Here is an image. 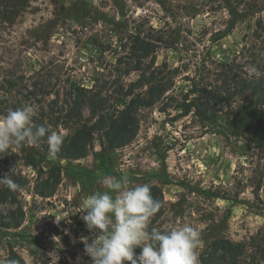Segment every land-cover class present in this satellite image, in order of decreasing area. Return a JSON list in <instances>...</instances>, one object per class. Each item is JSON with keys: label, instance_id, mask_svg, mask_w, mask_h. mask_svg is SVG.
<instances>
[{"label": "rangeland", "instance_id": "1", "mask_svg": "<svg viewBox=\"0 0 264 264\" xmlns=\"http://www.w3.org/2000/svg\"><path fill=\"white\" fill-rule=\"evenodd\" d=\"M135 46L153 51L144 67L175 71L174 100L140 109L138 135L120 149L96 140L79 160L50 159L36 145L5 152L3 176L19 189L0 204V264H91L81 238L91 243L96 233L79 204L104 191L110 175L161 189L164 212L148 231L199 228V264L221 253V239L244 243L245 263L264 264V104L238 99L232 115L208 127L176 108L193 81L220 83L224 63L263 78L264 0H0V116L21 102L38 108L26 95L49 101L59 93L61 103L70 84H96L118 99L141 76ZM29 156L36 169L26 166ZM58 169L55 193L41 196Z\"/></svg>", "mask_w": 264, "mask_h": 264}, {"label": "trees", "instance_id": "2", "mask_svg": "<svg viewBox=\"0 0 264 264\" xmlns=\"http://www.w3.org/2000/svg\"><path fill=\"white\" fill-rule=\"evenodd\" d=\"M151 52L153 51L144 46L134 47L133 54L136 61L133 68L141 71V76L136 83L130 84L127 90L123 87L120 97L114 101L103 95L102 90L97 89L96 84L92 88L70 84L68 93L61 103L59 93L56 98L49 99V101L47 99L45 101L43 97L38 99L35 94L24 97L27 103L36 102L38 106L36 115L33 117L34 126L44 125L50 131H59L64 135L65 139L58 153V159H82L94 148L96 140L99 141L103 150H116L132 143L140 127L138 116L140 109L153 107L159 102L174 100L175 97L171 95V91L173 92L175 85V71H169L168 74L160 68L151 71L153 61L144 67V61L150 57ZM221 72L223 77L215 86L205 83L203 79L193 81L192 88L176 105V108L182 110L183 117L193 114L202 125L208 127L210 124L220 122L222 114L232 115L234 104L238 99L252 106L264 104V76L259 80L248 79L239 72V68L234 63L222 64ZM138 87L142 91L136 93ZM22 106L25 105L21 102L20 105L7 109L8 111L15 110ZM85 109H88L89 117H86ZM70 128H72L70 133L62 132V129ZM36 146L48 152L46 137L41 139ZM29 157L26 158L28 159L26 166L36 169L38 167L37 158ZM8 162L4 153L0 154V177H3V173L8 170ZM60 175L61 172L58 169L57 179L51 191L47 193L39 191L41 196L50 197L55 193ZM150 190L152 196L161 202L162 207L155 215L160 217L164 212L163 191L155 186L150 187ZM11 191L0 185V204L13 196ZM218 243L217 250L221 253L203 256L202 264H247L242 259L246 250L244 243L226 239H221ZM140 251L141 249H136L137 254ZM124 264H129V262L125 261Z\"/></svg>", "mask_w": 264, "mask_h": 264}, {"label": "clouds", "instance_id": "3", "mask_svg": "<svg viewBox=\"0 0 264 264\" xmlns=\"http://www.w3.org/2000/svg\"><path fill=\"white\" fill-rule=\"evenodd\" d=\"M36 112L35 106L25 105L0 116V154L13 147L36 145L46 137L48 157L57 158L65 137L44 125L34 126ZM101 184L104 191L94 192L79 204L86 213L81 218L87 229L96 233L91 243L81 238L91 264H199L203 243L199 228L185 223L167 231L154 227L148 231L150 219L162 207L148 184L130 187L126 179L111 175ZM0 185L19 189L7 174L0 177Z\"/></svg>", "mask_w": 264, "mask_h": 264}]
</instances>
